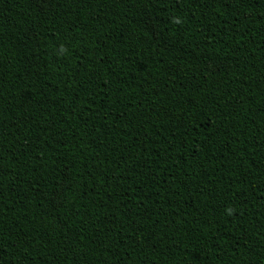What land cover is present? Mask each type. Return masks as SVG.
I'll return each instance as SVG.
<instances>
[{
  "label": "trees",
  "instance_id": "1",
  "mask_svg": "<svg viewBox=\"0 0 264 264\" xmlns=\"http://www.w3.org/2000/svg\"><path fill=\"white\" fill-rule=\"evenodd\" d=\"M0 264H264V0H0Z\"/></svg>",
  "mask_w": 264,
  "mask_h": 264
}]
</instances>
